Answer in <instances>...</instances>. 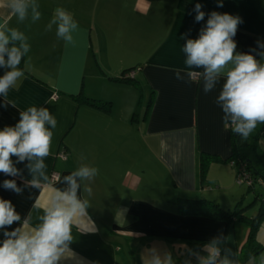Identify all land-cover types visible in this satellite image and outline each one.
<instances>
[{
  "label": "crops",
  "instance_id": "crops-1",
  "mask_svg": "<svg viewBox=\"0 0 264 264\" xmlns=\"http://www.w3.org/2000/svg\"><path fill=\"white\" fill-rule=\"evenodd\" d=\"M4 2L0 0V5ZM36 2L41 18L35 22L30 16L19 22L9 9L0 7V23L7 20L8 27L23 32L30 44L24 70L20 68L24 76L7 97L0 96V130L14 126L19 112L30 106L47 107L57 126L52 129L51 154L44 161L47 180L41 179L40 188L26 186L32 179L27 161L17 163L23 179L0 173V198L10 200L22 219L31 213L35 225L42 212L34 205H46L56 189L65 187L63 177L86 164L98 169L92 181L82 182L78 193L90 201V221L83 223L84 232L73 228L71 253L61 264H148L152 250L171 253L175 264L188 258L195 264L189 251L200 250L214 237L224 238L223 247L231 249L238 262L249 231L246 223L227 225L182 215L175 204L178 197L201 198L209 190L214 193L208 199L220 203L217 190H208L207 178L200 184L199 155L227 158L232 153L229 128L215 103L224 81L205 93L202 77L185 75L179 80L175 73L186 68L182 52L186 39L197 38L212 11L242 18L234 37L237 52L256 48L258 40L264 41V0H223L222 7L216 0ZM196 3L206 13L200 22L195 21ZM57 7L71 13L78 24L72 44L57 38L55 25L46 31ZM114 27L120 31L114 34ZM128 67H135L138 88L115 80ZM80 95L109 101L111 108L105 111L81 103L76 98ZM256 141L261 158L254 165L261 167L264 130ZM233 169L229 163L211 162L207 177L218 184L227 182ZM5 179H15L22 192L4 189ZM84 184L92 188L90 197ZM4 231L0 229V241Z\"/></svg>",
  "mask_w": 264,
  "mask_h": 264
},
{
  "label": "clouds",
  "instance_id": "clouds-1",
  "mask_svg": "<svg viewBox=\"0 0 264 264\" xmlns=\"http://www.w3.org/2000/svg\"><path fill=\"white\" fill-rule=\"evenodd\" d=\"M216 2L218 7L223 6V0ZM0 7L9 9L19 22L29 16L33 22L41 18L36 0H5ZM193 11L196 22L204 20L206 13L202 11V4L196 3ZM241 23L243 20L238 15L209 13L197 38L186 39L182 47L186 68L177 70L175 75L179 80L185 75L190 79L202 77L205 93L211 92L223 79L215 103L222 110L225 128L231 127L233 133L246 140L258 124H264V41L258 40L250 52H237L234 37ZM53 25L58 39L68 44L75 42L73 34L78 24L71 13L57 7L46 31H51ZM29 52L25 34L9 28L7 20L0 23V68L5 69L0 75V96L7 97L9 90L24 76L19 65ZM19 117L14 126L0 130V173L23 179L22 170L16 164L27 161L25 166L32 179L26 186L40 188L41 179L47 180L44 161L51 154L52 129L56 128L57 120L47 107L36 106L19 112ZM97 174L96 167L81 164L64 176V188L56 189L43 207L39 202L34 205L42 212L35 225L31 223V213L22 219L10 200L0 198V229H5L4 239L0 241V264H61L71 253L73 228L84 232L83 223L90 221L87 212L90 201L78 195L82 182L92 181ZM2 187L17 194L22 192L15 179H5ZM83 191L89 197L92 195L88 184H84ZM17 223L18 227L6 230ZM222 244V237H214L200 250L189 251V257L195 258V264H237L235 253ZM148 264H175V260L171 253L161 255L152 250ZM183 264H193V260L185 259Z\"/></svg>",
  "mask_w": 264,
  "mask_h": 264
},
{
  "label": "trees",
  "instance_id": "trees-1",
  "mask_svg": "<svg viewBox=\"0 0 264 264\" xmlns=\"http://www.w3.org/2000/svg\"><path fill=\"white\" fill-rule=\"evenodd\" d=\"M19 67L24 70L23 59ZM2 68H0L1 70ZM135 67L127 68L121 72V74L116 77L115 80L125 83H130L135 87H139L138 81L135 79L134 75L130 76L128 73L133 71ZM77 101L81 103H86L90 106H94L98 109H103L109 111L111 108V103L109 101H103L94 98H88L85 96L76 97ZM264 130V124H258L255 128L254 142L250 144L248 141L241 139L239 135H236L230 131L231 143H232V153L227 158H221L215 154H208L205 152H200L199 155V180L200 184L203 185L206 182L207 173L209 165L211 162H224L231 164L235 169L236 176H241L243 178L242 183H237L239 185H244L249 192L254 195L253 199L245 205H243L244 194L240 196L239 200L236 202L233 208L224 207L222 204L210 200L206 197L201 198H190V197H178L175 200L177 207V212L182 215H193L201 216L209 219H214L222 221L224 223L231 224L235 221H241L248 225L249 231L247 235L246 242L243 244L239 251L237 264H245V262L251 259L257 253L264 251V245L256 242L255 234L260 222V219L264 217V166L256 167L251 159V157L246 153L245 147H252L254 151L257 147V136ZM257 155L261 158L259 152ZM236 181V180H235ZM257 185L262 188V191L257 190ZM237 200V199H236ZM258 200V206L255 215L248 216L244 213L245 209L250 206L254 201ZM196 244H203V241L194 242ZM224 245V238L223 244Z\"/></svg>",
  "mask_w": 264,
  "mask_h": 264
},
{
  "label": "rangeland",
  "instance_id": "rangeland-1",
  "mask_svg": "<svg viewBox=\"0 0 264 264\" xmlns=\"http://www.w3.org/2000/svg\"><path fill=\"white\" fill-rule=\"evenodd\" d=\"M114 34L116 32H119V29H116L114 27V29L112 28ZM131 68V67H128ZM134 71V69H133ZM255 131V129H254ZM255 133L252 132L249 137L244 140V141H248L251 143L254 142V135ZM246 149V153L251 157V159L253 160L254 164L257 163L258 160V155L253 151L252 147H245ZM234 171V169H233ZM209 175V172H208ZM211 175H213V172H211ZM227 182H219L216 183L215 180L211 179V177H207V188L212 189V190H217L218 194L220 195L218 201L220 202V204L226 205L228 206L227 203H230V205L228 206L229 208H233L236 204V202L239 200L240 196L244 194V201H243V205H245V203L251 201L254 197V195L252 194V192H249L248 189L246 188V186L244 185H239L236 183L235 181V172H234V176H232V180H230V178H227L226 180ZM257 190L258 191H262V188L257 185ZM241 191V192H240ZM207 195L210 196L209 193H214L213 191L209 190L208 192H206ZM238 194V195H237ZM205 196L208 198V196ZM233 195L235 196V202L232 200ZM257 206H258V200L255 202H252L249 206V208L246 211V214L248 216H253L256 213L257 210ZM245 224V223H244ZM255 239L257 243H260L261 245H264V217H262L260 219L258 228H257V232L255 234ZM245 264H264V251L257 253L256 255H254L251 259L247 260L245 262Z\"/></svg>",
  "mask_w": 264,
  "mask_h": 264
},
{
  "label": "built area",
  "instance_id": "built-area-1",
  "mask_svg": "<svg viewBox=\"0 0 264 264\" xmlns=\"http://www.w3.org/2000/svg\"><path fill=\"white\" fill-rule=\"evenodd\" d=\"M128 74H129L130 76H133V75H134V71H131V72H129ZM229 128L231 129V127H229ZM60 155H61V157L65 158V155H64L63 153H60ZM52 177H53V178H56V177H57V174H56V173H53V174H52ZM235 180H236V182L239 183V184L243 182V178H242L241 176H239V175L236 176Z\"/></svg>",
  "mask_w": 264,
  "mask_h": 264
}]
</instances>
